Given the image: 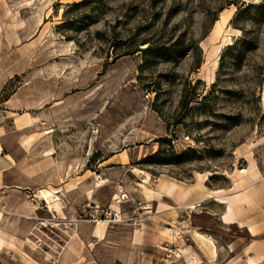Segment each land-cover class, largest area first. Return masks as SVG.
I'll use <instances>...</instances> for the list:
<instances>
[{
    "label": "rangeland",
    "instance_id": "1",
    "mask_svg": "<svg viewBox=\"0 0 264 264\" xmlns=\"http://www.w3.org/2000/svg\"><path fill=\"white\" fill-rule=\"evenodd\" d=\"M80 1L0 0V144L34 209L0 264H264L216 194L264 177V0Z\"/></svg>",
    "mask_w": 264,
    "mask_h": 264
},
{
    "label": "crops",
    "instance_id": "2",
    "mask_svg": "<svg viewBox=\"0 0 264 264\" xmlns=\"http://www.w3.org/2000/svg\"><path fill=\"white\" fill-rule=\"evenodd\" d=\"M259 176H260L259 178L256 177L254 179L250 177H249L250 179L245 178L243 186L237 188L236 191L234 192V193H238L236 197L233 196L234 195L232 194L233 192L230 191L231 189L234 188L232 186L226 189L224 188L216 189L218 190L216 194L218 196H226L228 197V199L233 198L237 200L236 203L237 205L233 207L232 209L233 212L231 211L229 215L232 218L231 223L225 222L224 216H226L227 213V204L221 203L224 205V211L220 217L221 222L224 225L239 224L240 227L246 229V232L250 237L249 240L251 241L250 244H246L247 246L246 245L242 246V241L238 243L239 241L237 242V240L233 242L230 241L228 242V244H236V245L239 244L238 246H240L241 250H243L244 247L252 248L253 246H255L256 251H261L263 254L264 244L263 243L259 244L260 240L258 238H260L264 232V223H259V212L260 211L263 212L264 210V203H263L264 177H262L261 172ZM13 177H16V179L14 181L13 180L11 181V178ZM24 177L28 178L29 180L31 179L28 175H24L19 171L18 160H16L15 157L9 152L4 151L2 145L0 144V236H4L8 234V227L6 223V220L8 219V215H10V218H12L14 221L18 222L23 219L24 215L29 217L30 214L34 212L33 211L34 209L29 210L30 212H26V214H24L23 211L24 194L21 191L22 190L21 188H26L25 186H29V184L25 185ZM30 188L33 192L35 191V188L33 186H31ZM240 188L243 189L246 188V189L245 191H242V189ZM43 189H48V188H43ZM51 190H53L56 194L59 193L58 189H51ZM243 194H245L244 195L245 198L241 199L242 197L240 196H242ZM57 210H60V207ZM249 210L250 211L252 210L251 212H254L253 216L248 214ZM54 211H56L55 208ZM249 226L251 227V229ZM9 234L20 235L21 234L20 228L19 227L14 228V232H10ZM95 236L96 235H94V237ZM256 243L257 245H254ZM250 252H252L251 249L249 250V253Z\"/></svg>",
    "mask_w": 264,
    "mask_h": 264
},
{
    "label": "bare ground",
    "instance_id": "3",
    "mask_svg": "<svg viewBox=\"0 0 264 264\" xmlns=\"http://www.w3.org/2000/svg\"><path fill=\"white\" fill-rule=\"evenodd\" d=\"M218 22V21H217ZM216 22V23H217ZM248 176L252 179L256 178L258 175H260V172L257 168H254L250 171L247 172ZM39 195L41 197H43L46 202L50 205V206H53L56 210L59 208V204L58 202L56 201L58 199V196L57 194L51 190V189H41L39 191ZM118 198V197H116ZM116 203V202H115ZM117 204V203H116ZM116 204H112L111 207L118 210L119 207L116 205ZM192 207V206H191ZM232 211V208L230 207V204L228 206V209H227V213H226V216H224V219H225V222L226 223H231V217L229 216L230 213ZM241 223V222H240ZM44 224V223H43ZM105 225H106V221L102 220V221H98L97 224H96V227H95V232H96V237L99 236V237H102L103 234H104V230H105ZM45 226V224H44ZM256 256L254 257H259L262 255V252L261 251H256ZM191 258V257H190ZM250 259V258H249ZM256 260V259H255ZM253 261V260H252ZM191 263L192 264H198L196 263V257L192 256L191 258Z\"/></svg>",
    "mask_w": 264,
    "mask_h": 264
},
{
    "label": "trees",
    "instance_id": "4",
    "mask_svg": "<svg viewBox=\"0 0 264 264\" xmlns=\"http://www.w3.org/2000/svg\"><path fill=\"white\" fill-rule=\"evenodd\" d=\"M84 0L80 1V2H77V3H72L69 7H78L79 5H82L84 2ZM243 43H246L245 41H243ZM148 47V46H147ZM147 50H151L149 47L147 48Z\"/></svg>",
    "mask_w": 264,
    "mask_h": 264
},
{
    "label": "built area",
    "instance_id": "5",
    "mask_svg": "<svg viewBox=\"0 0 264 264\" xmlns=\"http://www.w3.org/2000/svg\"><path fill=\"white\" fill-rule=\"evenodd\" d=\"M243 170V169H242Z\"/></svg>",
    "mask_w": 264,
    "mask_h": 264
}]
</instances>
